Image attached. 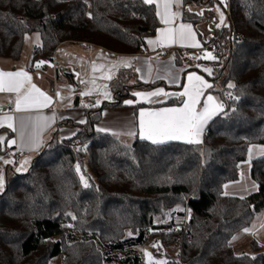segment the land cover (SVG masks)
Wrapping results in <instances>:
<instances>
[{
  "label": "trees",
  "instance_id": "obj_1",
  "mask_svg": "<svg viewBox=\"0 0 264 264\" xmlns=\"http://www.w3.org/2000/svg\"><path fill=\"white\" fill-rule=\"evenodd\" d=\"M216 3L183 0V21L201 40L205 18L217 23ZM229 6L227 24L214 33L208 28L211 40L203 42L217 59L204 61L213 68V84L222 81V102L227 93L236 99L210 122L203 143L137 138L129 145L97 131L104 110L126 108L131 89L159 85H130L122 71L111 83L112 101L75 103L86 122L73 123V138L62 140L56 131L25 174L7 167L0 264H145L135 248L149 241L180 248V259L167 264H264L254 239L253 256L238 255L233 246L264 210V156L251 161L254 192L225 191L240 179L250 148L264 146V0H229ZM160 26L155 6L144 0H0V57L18 60L26 36L35 32L42 46L33 65L53 63L61 45L77 42L131 56ZM190 54L176 52V62L192 61ZM77 165L92 175L87 187Z\"/></svg>",
  "mask_w": 264,
  "mask_h": 264
},
{
  "label": "crops",
  "instance_id": "obj_2",
  "mask_svg": "<svg viewBox=\"0 0 264 264\" xmlns=\"http://www.w3.org/2000/svg\"><path fill=\"white\" fill-rule=\"evenodd\" d=\"M157 4L160 5V9L162 11L163 5L162 0H157V3L152 5L155 6L156 12L158 11ZM216 6V5H215ZM183 0H181V5L176 6L175 2H173L171 11L174 13H178L179 15L176 16L173 24L171 27L178 28L180 24H190L192 26V30L195 33V39L199 42L201 47H191V46H181L179 41H175L170 45H149L148 40H157L160 33L159 29L166 28L168 25H165L161 22L159 16L157 15L159 22L161 24L160 28L157 30L156 34L152 37H149L146 42L145 50L148 53H138L136 55L125 56V55H116L111 54L108 51L95 47L92 50L83 49L77 43H67L61 45L55 52L53 66L50 63L42 61L44 63L40 64L38 69H43L45 67L52 68L51 74L56 79H59L60 68H59V60L57 64V56L58 54L62 53L64 59L68 58H78L80 55L87 65H91L92 71L88 70L82 74V71L78 73L79 79H84L86 81L92 79L93 77L98 78L99 82H106L111 83V81L117 77L119 73L122 71L129 72L128 82L129 84L133 85V81H139L144 84H159L153 89H131L130 93L132 94L131 98H127L124 101L126 108L123 109H106L103 111V116L100 122H98L95 126L96 130L98 129H105L106 131H99L103 133H110L119 132L121 134L127 133L129 130H134L137 133V138H140V126H139V113L141 110L145 111H157L166 107H179L184 97L177 98L176 96H159L153 97L152 100L157 101L156 103H149L144 100L143 97L134 96L133 93H147L156 91L157 89L163 88L167 93H178L184 90L187 86V76L190 73H196L197 75H201L205 80L213 85L212 88L206 89L204 95H212L216 98L218 102L222 103V98L220 92L223 91V88H218L217 85H214L211 78L213 77V68L209 64L205 63L204 59L202 58V63H199L197 59H187L183 65H180L176 62V52L184 51L187 53H191L189 57L198 56L197 52L205 47L203 41L199 38V33L195 26L192 23L183 21ZM220 25V24H218ZM223 25V24H222ZM42 46V39L41 35L37 32L33 34H29L25 38L23 50L21 57L18 60H13L9 58H1L0 57V71L3 72H17V71H24L28 73L31 77V84H35L41 91H43L46 95L51 96L53 98L52 103L43 109L34 110L26 113L16 112L14 108L13 101L15 100V93H0V117H5L11 115L15 117L14 126L18 129L17 131H13L11 128L7 126L5 122L3 127H0V137H4V140L0 142V174L5 176V172L7 171V167H10L12 170L13 167L4 161H7V157L13 160L18 159V163L16 165H22L29 157L35 158L37 157L38 152L53 138L54 133L57 131L59 133V137L62 140H68L73 138L76 134L78 129L73 125L76 124H84L86 122V114L83 110L75 111V108L69 109H62L57 101V95L55 93V86L56 84L52 82L51 90L46 91L42 90L41 87L38 86L36 79L32 76L34 72L35 65L32 64V58L35 55V49H39ZM143 49V50H144ZM165 51L166 55L160 56L158 55V51ZM121 60H130L132 62L131 67H126L118 62ZM73 62L65 61L62 62V68H66V70L72 69ZM199 66V67H198ZM95 68V71L93 70ZM208 68L212 70V74L209 75L207 72L203 71V69ZM188 70V71H186ZM186 71V72H185ZM44 73L45 70H42ZM42 72L39 73L42 76ZM49 72V71H48ZM171 72V76L168 73ZM40 76V77H41ZM111 76V79H107L105 77ZM173 77H178L175 82H173ZM133 82V83H132ZM111 92V91H110ZM113 100V96L110 99ZM109 100V101H110ZM133 101L131 105L127 104L126 101ZM97 101H99L97 99ZM102 101V100H101ZM173 101V102H170ZM201 104H203V98L201 100ZM99 106V103L95 104ZM222 113V112H221ZM221 113H218L214 116L208 124L205 126L204 132L201 136L202 143L204 141V137L206 134V130L210 122ZM37 115L53 118L51 120L49 126L44 128L41 132L42 142L38 147H30L21 141L20 133H19V125L20 119L22 117H36ZM81 121H84L81 123ZM114 135V134H113ZM127 135V134H126ZM15 140V144H11L10 142ZM147 140V139H142ZM149 141V140H147ZM185 142L182 140H168L164 143L168 142ZM151 142V141H149ZM152 143V142H151ZM199 143V144H202ZM162 144V143H161ZM263 147L254 146L252 158H256L260 155V153H264L261 151ZM20 159V161H19ZM14 161V164H15ZM31 165L32 161L27 160ZM30 165L25 164L21 169H27ZM15 171V170H14ZM16 173H22L23 170L19 172L15 171ZM231 193H235L233 195H245L246 191L244 188L239 187L238 185H230ZM251 191L254 190L255 186L251 185ZM244 193V194H243ZM255 225H253L254 228ZM252 228V229H253ZM251 231V230H250Z\"/></svg>",
  "mask_w": 264,
  "mask_h": 264
},
{
  "label": "snow or ice",
  "instance_id": "obj_3",
  "mask_svg": "<svg viewBox=\"0 0 264 264\" xmlns=\"http://www.w3.org/2000/svg\"><path fill=\"white\" fill-rule=\"evenodd\" d=\"M173 2L176 6L181 5V0H162V11L160 5L157 4L159 16L162 23L168 25L166 28L159 29V37L157 40H148L149 45H170L175 41H179L181 46L201 47L198 41L195 39V33L192 30L190 24H180L178 28H173L175 18L178 13L171 11ZM145 4L157 3V0H144ZM224 17L221 13V23H223ZM207 58L215 61L216 56L212 55L211 52L204 51L201 56H194L192 59ZM43 63V62H41ZM119 64L131 67L132 62L130 60H121ZM40 64H37V68ZM199 67V66H198ZM95 71V68L93 69ZM203 71L209 75L212 74V70L205 68ZM171 76V72L168 73ZM111 79V76L105 77ZM178 77H173V82ZM187 86L183 91L178 93H167L163 88L157 89L156 91L147 93H133L134 96L143 97L146 102L156 103L157 101L152 100L153 97L163 96H176L177 98L184 97L179 107H166L157 111H145L141 110L139 113V126H140V138L147 139L153 144H161L168 140H182L189 144L202 143L201 136L204 132L205 126L208 122L216 116L218 113L224 111V104L218 102L212 95L205 96V90L213 87L211 83L205 80L201 75L196 73H190L187 76ZM95 87V85H94ZM228 88H234L235 85L229 83ZM0 93H15L14 108L16 112L26 113L34 110H39L48 107L53 98L46 95L41 91L35 84H31V77L24 71L17 72H3L0 71ZM90 92L86 91L82 95H89ZM108 95L107 92L104 93ZM232 97V93L228 94ZM203 98V104L201 100ZM236 99V97H232ZM97 104L99 101L96 102ZM127 104L131 105L133 101H126ZM90 106V105H85ZM235 109H233L234 111ZM44 116L37 115L36 117H22L20 119L19 133L22 143L30 147H38L42 142L41 132L44 128H47L53 120ZM15 117L8 115L0 117V127H3L5 122L7 126L13 131L18 129L14 126ZM84 121H81L83 123ZM98 131H106L105 129H98ZM114 135H121L119 132H113ZM129 136H136L137 133L134 130H129L125 133ZM4 140V137H0V142ZM16 141L12 140L11 144H15ZM251 151V150H250ZM264 152V148L261 149ZM10 163V161H4ZM28 161H24V164ZM23 168V164L21 165ZM19 170V169H18ZM79 165H77V171H79ZM81 180L84 181V186L87 187L88 183L84 176L81 175ZM5 188V179L0 174V191ZM75 219V217H73ZM245 232L250 230L245 228ZM131 235V233H129ZM235 239V237H234ZM149 258L150 264H166L165 261H153L150 253H146Z\"/></svg>",
  "mask_w": 264,
  "mask_h": 264
},
{
  "label": "rangeland",
  "instance_id": "obj_4",
  "mask_svg": "<svg viewBox=\"0 0 264 264\" xmlns=\"http://www.w3.org/2000/svg\"><path fill=\"white\" fill-rule=\"evenodd\" d=\"M228 7H229V0H217L216 6L214 7L215 22H217V23L211 24L210 21L208 20V18H205L204 22H202V24L200 25V30H201L203 42H206V41L210 42V40H211V37L209 35L210 29H208V28H211L212 32L214 33V29L215 30L219 29V28L223 27V25L227 24L225 13H226V10L228 9ZM193 8H196V7H192L190 9L192 10ZM221 13H223V17H224L223 23L220 22L221 21ZM218 24H220V25H218ZM210 26H212V27H210ZM78 57H79V59L78 58L72 59L71 57L68 59H64L62 53L58 54L56 62L58 64V60H59V68H60L59 79L58 78L56 79L54 76H52V74H51L52 68L45 67L43 69H38L37 65H35V67H34V72H33L32 76H34V78L37 81L38 86L41 87L42 90L52 91L51 90L52 82H54L56 84L55 93L57 95V101L59 102V105L61 106L62 109L74 108L75 103H79V104L81 103L82 105H94V106H96L95 104L97 102V99L99 100V106H100L104 102L109 101L111 99V97L113 96V93L111 91V83L113 80L111 81V83H106V82H99L98 78H96V77H93L92 79H90L88 81L84 80L83 78L82 79L78 78V76H77L78 73H80L82 71V74H83L84 70L85 71H88V70L92 71V68H93L91 65L84 64L85 60L80 55H78ZM65 61L73 62L74 67H71L72 69H69V70H66V68H62L61 64H62V62H65ZM42 70H45V72L43 73ZM39 71L42 72V76L39 73ZM133 82L132 83L135 84L136 80H134ZM229 83H231V82H228L227 85ZM94 85H95V87H94ZM216 85L218 86V88H223L222 81L216 82ZM86 91L90 92V94L89 95H82V93H84ZM105 92L108 93L107 96H105V94H104ZM71 110H73V109H71ZM78 110H80V109H76L75 111L73 110V112H78ZM95 126H96V124H95ZM118 137L124 143L129 144V145H132L135 142V140L137 139V136H129L126 134L118 135ZM257 147H259V148L263 147L264 148V146H257ZM253 148H254V146H252L250 148L251 151H249V154H248L246 161L241 163V165H240V179L236 182L228 184L225 187V191L227 194H229V195L235 194V193L229 192L230 191V187H229L230 185H238L239 187L244 188V190L246 191L245 195L250 194L257 189V186L254 183V181L252 180L251 173H250L251 161L253 159L252 158ZM263 156H264V153H260V155L258 157H263ZM33 159L29 157L27 160H31L33 162ZM27 160H25V161H27ZM7 161H10V163H8V164L11 165L15 171L19 172L20 170H23V172L19 173V174H25L26 172H28L30 170V168L32 166V163L30 165L28 162V165H30V166L27 169H21L20 165L14 164L15 159L12 162L10 157H7ZM19 161H20V159H19ZM22 162H24V161H22ZM23 166H25L24 163H23ZM79 172L81 175L84 176L85 180H87V183L89 185L90 177H92V175L90 174V172L86 168V166L84 169V173L82 172V169H80ZM4 179L6 182V172H5ZM82 183L84 184L83 180H82ZM251 185L255 186L254 190H252V191H251V187H250ZM3 192H4V190L0 191V194H2ZM238 196H241V195H238ZM253 225H255V226L253 229H251V231H249V232L243 231V232L239 233L235 237V239L233 240V246H234L235 251L238 255L247 254V255L253 256L256 254L255 250L250 245L251 239H254L255 241H257L261 245V247L264 251V210H262L258 214ZM135 251L142 256L145 264H150L149 258L146 255V253L151 254L153 261H165L166 264L169 261H178L180 259V248L178 246H169L168 247V246L163 245L160 241L159 242L149 241L146 245L136 247ZM56 263H59L58 259L56 260Z\"/></svg>",
  "mask_w": 264,
  "mask_h": 264
},
{
  "label": "built area",
  "instance_id": "obj_5",
  "mask_svg": "<svg viewBox=\"0 0 264 264\" xmlns=\"http://www.w3.org/2000/svg\"><path fill=\"white\" fill-rule=\"evenodd\" d=\"M225 15H226V21H227L228 18L231 16L230 6L228 7V9H227ZM77 44H78L81 48H83V49H89V50H92L93 48L96 47L95 45H93V44H91V43H88V42H77ZM208 48H209V47H207V46L201 48V49L197 52L198 56H201L202 53H203L204 51H208ZM36 50H37V49H35V52H36ZM143 53L146 54V53H148V52H147V50L144 49V50H143ZM157 54L160 55V56H164V55H166V52L163 51V50H161V51H158ZM232 97H233V96H232ZM232 97H230V96L228 95V93L225 94V96H224V101L222 102V103L224 104V111H226V110L229 108L228 103L233 99ZM17 163H18V159H16L15 165H16Z\"/></svg>",
  "mask_w": 264,
  "mask_h": 264
},
{
  "label": "water",
  "instance_id": "obj_6",
  "mask_svg": "<svg viewBox=\"0 0 264 264\" xmlns=\"http://www.w3.org/2000/svg\"><path fill=\"white\" fill-rule=\"evenodd\" d=\"M39 63H40V64H42L41 62H39ZM43 63H44V62H43ZM36 64H37V63H36ZM50 65H51V66H53V64H52V63H50Z\"/></svg>",
  "mask_w": 264,
  "mask_h": 264
},
{
  "label": "bare ground",
  "instance_id": "obj_7",
  "mask_svg": "<svg viewBox=\"0 0 264 264\" xmlns=\"http://www.w3.org/2000/svg\"><path fill=\"white\" fill-rule=\"evenodd\" d=\"M38 51V50H37Z\"/></svg>",
  "mask_w": 264,
  "mask_h": 264
}]
</instances>
